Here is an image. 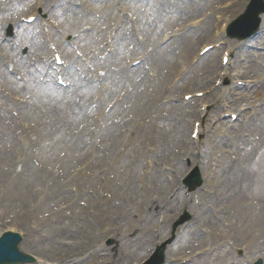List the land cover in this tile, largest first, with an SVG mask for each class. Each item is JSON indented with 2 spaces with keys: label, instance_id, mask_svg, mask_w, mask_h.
<instances>
[{
  "label": "rangeland",
  "instance_id": "1",
  "mask_svg": "<svg viewBox=\"0 0 264 264\" xmlns=\"http://www.w3.org/2000/svg\"><path fill=\"white\" fill-rule=\"evenodd\" d=\"M58 1L51 0V9L62 12L64 9L63 4L67 2L65 0ZM89 1L96 4V0ZM228 1L230 0H115L113 6L120 12H124L125 15H134L137 19L139 29L145 37L142 44L137 46L139 50H143L144 47L148 48L147 44L156 45L155 41L161 38L160 35L165 27H167L166 30L174 27H186L181 40L175 43L173 52L178 51L179 46L182 45L186 52L191 53L199 48V43L195 44V36H192L189 31V26L194 20L202 19L203 24L206 19L204 25H208L212 33L214 31L213 23L216 21L215 16H224V11L221 13L215 11L212 16L208 15L209 17H206L209 11L220 8L226 10L225 14L228 15V18H232L244 9L247 0H237L239 6L233 9L232 6L225 7L226 3H230ZM110 4L111 2L108 0L102 1V5ZM142 8L145 9V14L144 11L142 13ZM74 14H76L74 11L68 13V15H72V18ZM139 15L144 16L145 20L142 21ZM105 21L107 20L105 19ZM125 22L123 21L121 24L124 25ZM21 35H25L24 31H21ZM26 35L30 37V31ZM259 36L255 39H258ZM115 40L118 39L115 38ZM59 41L63 42L64 40L58 39L57 42ZM88 41L89 39L79 36L74 40V46L78 48L87 47L89 46L86 44ZM128 41H131V39H127L125 43ZM235 42V40H225L226 48L229 45H235ZM249 43H251V40L244 41L243 46L245 47ZM197 46L198 48H196ZM9 47L7 46V49ZM35 47V45H31L30 49ZM66 51L70 52L69 49ZM218 52L215 61L219 65L221 51ZM119 53L105 60L110 68L115 70V74L118 75L109 76L107 86L101 91L96 90L82 95H85L84 97L91 104H96L100 109L108 108L107 126L110 123H115L116 118L119 116L121 118L124 114H130L125 116L126 121L121 120L116 128L121 129L123 126H130L131 131H129L127 141L125 140V148L118 150L116 145L106 146V149L94 155L90 160L87 159V147L83 157H80L74 149L70 148L74 142H79L82 145L91 142V127H86L84 134H74L80 122L84 119L85 122L90 117L89 110L85 108V115L75 120L76 117L73 116H76L77 111L74 110L72 103L67 99L69 93L57 92L53 89L52 84L47 85L42 82L40 88L36 87L39 75L35 71L33 73L30 69L26 70L24 64L21 63H19V67L24 75L29 76V81L20 82L16 77L11 78L10 76H6L9 78H3L1 71H4L5 67H2L3 63H0V86L4 90L3 94L0 92V228L13 226L26 232L21 249L37 255L45 262L77 264L75 260L70 259L72 253L64 247L65 243L68 241L77 244L99 243L106 235L105 227H113L115 222L110 221L113 219L103 218L98 220L94 214L98 206H103L99 204L102 190L111 186L108 178L111 169L112 171H123L122 175L126 178L131 177L132 174L139 175L140 171L142 175L145 170L147 171L146 160L152 158L154 161H159V165H161L162 160L171 162L175 152L180 148V138L184 134H188L189 138L190 130L188 129L190 127L186 123L181 124L182 122H178L170 115L174 113L173 110L176 109V104H167L165 103L166 99L162 98L160 104L164 108H161L158 102L154 104L151 96L145 99L136 96L132 84H134V73L137 71L130 74H120L123 71V64L121 65L122 61ZM242 54L243 52H240L238 57ZM155 56L160 69L165 68V66L166 68L171 67V62L176 64L174 56H170V61H168L167 56L157 54V52ZM211 59L212 57H209L208 61ZM234 61L235 57L232 59V62ZM220 69L222 68L218 69V73ZM215 79L209 84L210 87L213 86ZM224 89L223 86L221 91ZM15 99H22L26 103L18 104L17 108L23 106L17 110ZM201 103L203 101L198 102L197 109H199ZM206 104H209L208 109L211 112L213 105L210 101ZM42 110L48 113H44ZM213 115V113L210 114L211 117ZM139 116L140 120L133 119L130 121L131 117L137 118ZM53 118L65 125V120L68 119V123L61 131V126L52 122ZM52 126H56L57 129H53ZM101 129L98 127L96 131L100 132ZM103 141L105 142V140ZM107 149H110V151ZM8 152L11 153L9 159L5 161L3 156ZM15 152L18 157L25 160L20 167L14 165ZM149 152L152 154H149ZM28 158H34L38 163L34 165L28 161ZM180 164L181 168L178 166L179 163L176 162L178 167L177 169L173 167L172 170H180V173L185 171V166L182 163ZM120 166H123L122 169ZM39 167L45 170L48 167L49 171H46L48 174L51 173V187L46 186L47 182L42 172L37 170ZM55 169L62 171L61 174L57 175H61L63 178L72 175L70 179L72 183L66 185V188L61 184L54 183L52 176L56 174ZM107 169L108 171L104 174L103 172ZM124 170H126V174ZM180 173L178 176L175 175L173 179V182L176 180L175 184L169 185L168 183L167 186H160L157 189V192H163L162 202L169 194L175 196V192L179 187ZM127 190L126 185L124 191ZM56 208H58L57 211H55ZM178 212H174L171 219ZM151 213H155L153 221L155 226L157 213L155 209H151ZM5 220H8L7 224L9 225L4 224ZM190 223H187L180 230V236L193 231L195 221H190ZM31 226L34 228V232L29 231L28 227ZM118 226L121 225L118 223ZM206 229L209 231L207 236L209 242L216 241V234L213 235L210 229L207 227ZM140 231L142 230H139V233ZM129 232L121 226V233L126 235L127 238ZM136 234H132L131 239H127L120 246L116 259H107V255H104L103 261L97 264H109L111 261L117 264H136L143 259L152 243H147L144 235L139 241H135L133 238ZM180 236L176 240L177 243L168 252L171 257L179 256L186 250L193 249L194 243H189V245L179 243ZM226 241L235 245L247 243L249 253L245 255L246 261L249 256H259L264 252V240L261 242L258 236L255 235L249 236L244 242H239L240 240L237 237L228 235ZM228 243H225L223 256L214 258V264H231L229 263V257L233 251L232 246ZM251 243H259L253 251L248 249ZM209 244L220 245L222 243ZM88 250V247H82L78 252L85 253ZM103 252H106V247ZM91 261L92 259L84 264H89ZM243 264L249 263L243 262Z\"/></svg>",
  "mask_w": 264,
  "mask_h": 264
},
{
  "label": "bare ground",
  "instance_id": "2",
  "mask_svg": "<svg viewBox=\"0 0 264 264\" xmlns=\"http://www.w3.org/2000/svg\"><path fill=\"white\" fill-rule=\"evenodd\" d=\"M263 49L261 53V59L258 62V67L255 70L257 75L256 81L254 85L258 90V94L260 98L258 100V104L255 107H252L253 111H250L249 118L246 122L243 123L239 134H247V129L256 125L258 119L264 120V74L260 76V72L264 69V42ZM241 47H236L232 50V55H235L237 49ZM230 63V61H229ZM229 77L237 76V80L244 81L246 78V74L240 71H234ZM236 73V74H235ZM239 88L233 87L229 91L224 92V96L220 97V99H228L231 98L232 93L238 91ZM238 101L243 104L250 105V99L244 96H238ZM257 108V109H256ZM211 127L210 124H207V128ZM255 138L251 139V141L244 137L242 144H247L249 142L248 150L252 149L255 153L258 152L259 146L264 141V132H260ZM206 132L203 125L200 126V133ZM211 136L215 138H221L219 145H222V140L224 139V134L221 136L215 130L209 131ZM238 136L237 133L232 134V138H236ZM244 136V135H243ZM247 136V135H246ZM230 140V139H229ZM235 152L239 151V146L235 144L233 146ZM202 155L204 157L211 156L209 155L207 149L201 150ZM252 151V150H251ZM260 152L264 154V145L260 148ZM213 157V159H212ZM255 157V154H254ZM211 165L212 167L217 168V173L224 178L226 181L230 180L231 186L229 187V191H227L228 196H232L233 201L226 203V205L222 206L220 212L222 214H226V221L223 224V230L230 231L232 233L240 235V240H244L242 236H244L250 229L252 232L254 229L258 231H264V227L262 224L257 226V222L264 217V184L261 181H258L259 178V170L254 167V160L250 161L248 158L244 157L242 164L240 165L238 159L232 157L231 153L226 150H221L218 154V159H215L214 156H211ZM246 174L247 177L243 178V174ZM141 179H145L142 174L139 176ZM113 181L115 182V196L109 197V194L103 193L101 196L100 203L104 205H115L111 210L106 209L105 214L109 216L113 211L118 213V216L114 219L119 222L120 218H129L135 215V213L142 207V205L149 204V198L143 192V190L138 188H133L129 185L128 190L124 193L122 191V186L124 183V179L122 177L115 178L113 175ZM58 180V179H56ZM155 182H160L159 179H155ZM212 185V184H211ZM239 188V191H237ZM258 189V190H257ZM208 191H213V189L208 188ZM245 190V192H244ZM214 196V195H213ZM194 198V199H193ZM249 199L250 204L246 205L243 200ZM189 204H192V209L194 210V214H199V218L201 220H208L210 215V211H216L218 208L217 201L213 198L205 199L199 193L197 196L192 197L190 199ZM217 206V207H216ZM191 209L188 210V212ZM98 213H102L103 211L98 210ZM201 215H205L202 217ZM213 215V212L212 214ZM134 221V220H133Z\"/></svg>",
  "mask_w": 264,
  "mask_h": 264
},
{
  "label": "water",
  "instance_id": "3",
  "mask_svg": "<svg viewBox=\"0 0 264 264\" xmlns=\"http://www.w3.org/2000/svg\"><path fill=\"white\" fill-rule=\"evenodd\" d=\"M261 11H253L252 13H250V14H248V15H246V16H244L243 18L245 19V20H249L250 18H252L254 21H255V18H256V16L260 13ZM257 19H256V21H255V23H253L252 25H251V30L253 31V30H255V27H257ZM238 23H239V21H238ZM13 236L12 235H10V234H7V235H5V240H7V241H9V240H11V238H12ZM5 252V253H3L2 255H0V264H5V263H7V258H12V257H18L19 255L17 254V251H16V248L15 247H13V246H11V245H9V244H3V245H1L0 246V252Z\"/></svg>",
  "mask_w": 264,
  "mask_h": 264
},
{
  "label": "snow or ice",
  "instance_id": "4",
  "mask_svg": "<svg viewBox=\"0 0 264 264\" xmlns=\"http://www.w3.org/2000/svg\"><path fill=\"white\" fill-rule=\"evenodd\" d=\"M57 61H59V57H57Z\"/></svg>",
  "mask_w": 264,
  "mask_h": 264
}]
</instances>
